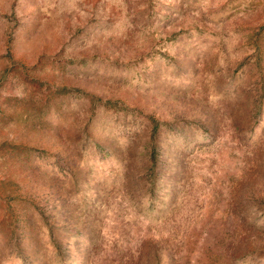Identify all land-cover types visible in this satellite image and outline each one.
Segmentation results:
<instances>
[{
	"label": "rangeland",
	"instance_id": "374dc122",
	"mask_svg": "<svg viewBox=\"0 0 264 264\" xmlns=\"http://www.w3.org/2000/svg\"><path fill=\"white\" fill-rule=\"evenodd\" d=\"M0 264H264V0H0Z\"/></svg>",
	"mask_w": 264,
	"mask_h": 264
}]
</instances>
